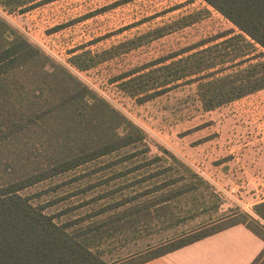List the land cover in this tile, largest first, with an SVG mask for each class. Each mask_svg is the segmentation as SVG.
Listing matches in <instances>:
<instances>
[{
    "label": "rangeland",
    "instance_id": "374dc122",
    "mask_svg": "<svg viewBox=\"0 0 264 264\" xmlns=\"http://www.w3.org/2000/svg\"><path fill=\"white\" fill-rule=\"evenodd\" d=\"M0 18L48 57L25 75L21 92L1 100V124L9 110L16 116L14 107L34 111L72 98L75 106L104 100L141 130L133 145L20 192L58 227V264H137L183 241L161 246L167 237L244 218L264 227L255 213L264 202V88L227 102L233 90L216 94L199 53L173 58L233 29L225 17L202 0H0ZM56 66L91 95L83 101L79 88L60 80L52 97L53 81L40 71ZM102 108L82 107L86 123L77 129L73 113L47 119L44 148L57 146L56 133L69 150L82 148V137L98 140L102 130L89 120ZM101 123L111 129L107 116ZM32 133L20 148H0V171L37 167L29 161L40 143ZM223 218L231 220L212 226Z\"/></svg>",
    "mask_w": 264,
    "mask_h": 264
},
{
    "label": "trees",
    "instance_id": "16d2710c",
    "mask_svg": "<svg viewBox=\"0 0 264 264\" xmlns=\"http://www.w3.org/2000/svg\"><path fill=\"white\" fill-rule=\"evenodd\" d=\"M202 1L230 21L234 28L215 38L206 41L202 40L190 49L176 54L173 58L192 54L194 51L199 53L200 60L208 66L202 78L210 80L211 76L215 77L213 86L216 89V94L223 95L233 90L232 95L226 99L227 102L236 101L263 89L264 74L262 70L264 71V61L256 64L252 62L264 59V0ZM32 4L31 6H33ZM24 7H18V9L23 10L22 8ZM250 50L255 53L251 54ZM228 56L233 57H231L229 63H225ZM47 62L48 57L38 47L31 44L10 24L0 18V89L4 90V96L2 99L0 98V102L8 99L6 95L20 91L24 86L23 78H25V75H30L36 64L45 65ZM245 65H249L247 70L243 69ZM39 66L41 67V65ZM40 73L48 76L53 81L52 85L49 86V88H52V91H50L52 97L57 95L56 92L58 93L60 90L58 85L60 80L69 81L77 89L79 88L78 92L83 101L84 98L91 95L88 87L78 83L61 66H56V70L53 73L41 68ZM158 92L160 93L161 91ZM152 96L154 95H149V98H152ZM221 102H224V100ZM75 105L74 100L71 98L60 101L56 99L54 105L49 107L44 105L34 111L26 110L23 107L20 109H15L16 107H14L17 113L16 116L11 109L7 114L6 121L4 120L2 124L0 122V148L8 143L20 148L28 135L35 133H32V131L37 132L38 137L36 139L40 142L38 146L31 149L34 151V155L32 158L30 156L29 161L33 159L38 164L31 173L18 175L13 167L6 165L5 169L0 171V264H58L56 262L58 260L57 257L63 252L62 237L58 234L60 233L58 232V227L42 210L34 207L28 198L20 195L21 191L46 179L110 155L141 140V130L130 121H127L121 113L113 109L106 101H95L93 104L82 102V106ZM96 105H100L103 108L98 113L99 115L95 116V120L90 119L89 121L94 124V128L102 130V136H99L98 140H90L89 137L87 139L84 137L83 139L82 137V148L69 150L65 147V144H58L57 138L59 135L56 133L54 137L56 138L57 146L50 151L44 148L43 141L45 136L42 135L43 132L41 133V131H43V125L47 119L73 113L75 121L72 120L71 122L75 123H71V126L73 129H77L79 125L86 123L84 108H81L90 107L93 109ZM93 113L92 111L91 114ZM2 116L4 114L0 115V120ZM104 116L110 119L111 129H109L108 124L106 127V125L101 123V118ZM123 126H130L126 129L127 132L125 134L118 132V129ZM107 130H111V133H107ZM50 141L53 142L52 139ZM88 143L91 145L90 147H83ZM1 168L2 165L0 164ZM6 176H9L10 179H5ZM255 213L264 221V202L256 205ZM251 220L264 230L260 222H257L260 220L257 219L256 221V219L252 218ZM231 224L245 225L264 241V231L255 224L256 227L252 226L247 218ZM226 226L229 225L227 224ZM224 227L209 233L195 234L184 238L185 240L182 239L183 241L173 245L170 249L157 252L137 264H146L165 254L199 241ZM171 244L174 243L168 245ZM53 245L58 246L54 247ZM261 254H264V250ZM253 264H256V260ZM261 264H264V261Z\"/></svg>",
    "mask_w": 264,
    "mask_h": 264
},
{
    "label": "crops",
    "instance_id": "0c3cea01",
    "mask_svg": "<svg viewBox=\"0 0 264 264\" xmlns=\"http://www.w3.org/2000/svg\"><path fill=\"white\" fill-rule=\"evenodd\" d=\"M230 218L212 223L222 224ZM215 233L165 254L146 264H253L264 250V241L243 224H230ZM208 226V227H212ZM202 229L188 232L182 237L165 238L164 245L193 236Z\"/></svg>",
    "mask_w": 264,
    "mask_h": 264
},
{
    "label": "snow or ice",
    "instance_id": "6c2138e0",
    "mask_svg": "<svg viewBox=\"0 0 264 264\" xmlns=\"http://www.w3.org/2000/svg\"><path fill=\"white\" fill-rule=\"evenodd\" d=\"M264 261V254H261L256 259V264H261V262Z\"/></svg>",
    "mask_w": 264,
    "mask_h": 264
}]
</instances>
